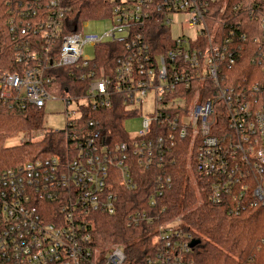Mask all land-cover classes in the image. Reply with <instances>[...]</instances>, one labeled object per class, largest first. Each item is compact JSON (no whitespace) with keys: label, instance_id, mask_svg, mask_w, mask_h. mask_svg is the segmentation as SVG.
<instances>
[{"label":"built area","instance_id":"built-area-1","mask_svg":"<svg viewBox=\"0 0 264 264\" xmlns=\"http://www.w3.org/2000/svg\"><path fill=\"white\" fill-rule=\"evenodd\" d=\"M10 1L20 6V18L26 11L21 3L30 4V14L37 18L36 28L47 44L59 36L61 0ZM229 1L112 0L107 33L80 28L62 38L54 66H87L95 47L104 42L134 48L114 68L113 91L101 68L85 96L61 99L67 107L76 105L74 111L65 112L66 128L76 126L82 109L110 108L114 91L137 116L147 93L153 92L155 110L143 117L141 129L134 137L128 135V141L106 144L105 132L91 121L71 160L50 157L0 171V264H124L121 246L101 245L94 238L96 216L118 211L113 176L120 178L122 187L135 190L137 174L132 166L149 172L155 181L149 197L153 206L170 188L165 165L177 148L179 153L186 151L189 167L204 181L212 204L228 202L235 216L249 207L264 208L263 88L256 83L246 91L226 82V72L236 67L244 52L254 53L252 59L264 71V17L259 19L260 38L255 37L251 47L247 34L235 31L244 28L241 23L232 24L234 18L226 7ZM41 9L47 13L40 14ZM157 18L168 29L170 47L153 54L145 27ZM18 26L12 22L10 31ZM86 45L93 48L92 57L83 55ZM17 57L21 58L20 52ZM27 58L39 63L22 74L0 69V103L22 100L43 109L47 100L58 99L48 91L49 80L43 76V65L52 63L48 64L49 55L31 53ZM206 82L212 84L222 105L202 101ZM153 219L145 213L131 214L127 226L151 224ZM180 222L176 218L151 230L160 243L158 252L163 244L168 255L158 253L146 264H184L190 236L183 233ZM151 234L145 232V236Z\"/></svg>","mask_w":264,"mask_h":264},{"label":"trees","instance_id":"trees-1","mask_svg":"<svg viewBox=\"0 0 264 264\" xmlns=\"http://www.w3.org/2000/svg\"><path fill=\"white\" fill-rule=\"evenodd\" d=\"M111 4L112 0H61V31L56 39L47 44L36 28L37 18L31 16L27 1L21 3V9L26 11L20 18L18 4L0 0V69L22 74L28 67H36L40 61V57L38 62L29 60V54L49 55L51 62L48 64H52L48 67L43 65V76L49 80L46 85L48 91L56 98H82L86 95L90 81L99 75L98 70L101 68L111 81L110 88L113 91L116 83L114 68L120 59L129 56L134 49L127 48L123 43L104 42L96 46L87 66H54L62 38L76 32L86 22L108 20ZM226 7L234 18L232 24L241 23L244 28L241 30L239 27L235 31L247 34V44L255 47L253 40L255 37L260 38L259 19L264 17V0H230ZM46 11L38 10L42 15ZM158 18L145 27L148 49L153 54L164 52L170 47L168 29ZM12 22H18L19 26L10 31ZM228 26L229 23L222 29ZM229 31L230 28L228 34ZM45 46L48 48L46 52L43 50ZM17 52L21 53V60ZM253 54L244 52V57L236 67L226 72V82L235 83L246 91L251 84L258 83L263 88L261 96L264 99V71L252 59ZM89 73H93L92 77L88 76ZM204 85L202 101L212 100L214 105H222V101L215 96L212 84L206 82ZM109 98L111 107L108 109H82L75 127L63 131H45L38 140H28L13 146H5V142L19 134L39 132L44 128V109L22 100L0 103V171L50 157L71 160L76 157L75 145L84 140L90 129L88 122L91 121L105 132L106 144L128 141L123 123L137 114L127 108L117 91L112 92ZM182 145L186 147L187 142ZM174 153L165 165L167 176L171 179L170 188L162 193L153 206H149V197L155 181L149 172L136 164L132 166L137 174L138 186L135 190L122 187L120 178L113 174V185L120 199L119 207L114 215L96 216L94 238L98 243L121 246L125 253L124 264H146L148 258L156 257L160 248L151 230L161 223L179 218L183 233L190 236V243H195L189 254L183 255L184 264H264V208L249 207L235 216L231 214L228 202L212 204L207 199L204 181L190 171L186 151L179 153L177 148ZM136 213H145L154 219L151 224L142 221L127 226L129 216ZM149 231L151 235L145 236V232ZM161 245L163 249L159 254L167 256V251Z\"/></svg>","mask_w":264,"mask_h":264},{"label":"rangeland","instance_id":"rangeland-1","mask_svg":"<svg viewBox=\"0 0 264 264\" xmlns=\"http://www.w3.org/2000/svg\"><path fill=\"white\" fill-rule=\"evenodd\" d=\"M80 28H83L84 32L94 33L98 35H103L109 31L111 28V23L109 20H99L84 23ZM83 55L93 56V48L86 45L82 51ZM86 101H81V104H85ZM139 105V104H135ZM140 111L138 116L128 118L124 121L123 126L125 131L130 137H134L141 129V123L143 117L154 112V93L148 92L142 103L140 104ZM76 105L72 103L68 107L65 102L61 99H50L47 100L44 106V128L42 130L33 131L29 134H19L15 137L10 138L5 142V146H13L28 140H38L44 134L45 131H63L66 128V113L68 111H74ZM75 117L78 116L76 112ZM28 137L25 140L24 137ZM192 171V169H190ZM156 239V238H155Z\"/></svg>","mask_w":264,"mask_h":264},{"label":"water","instance_id":"water-1","mask_svg":"<svg viewBox=\"0 0 264 264\" xmlns=\"http://www.w3.org/2000/svg\"><path fill=\"white\" fill-rule=\"evenodd\" d=\"M195 245L194 241L190 243V247H193Z\"/></svg>","mask_w":264,"mask_h":264}]
</instances>
